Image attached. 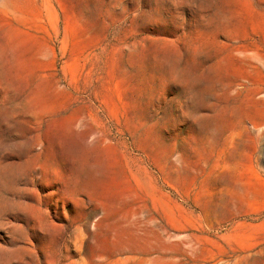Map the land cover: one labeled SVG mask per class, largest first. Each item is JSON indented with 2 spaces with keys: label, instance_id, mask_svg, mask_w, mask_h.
<instances>
[{
  "label": "rangeland",
  "instance_id": "1",
  "mask_svg": "<svg viewBox=\"0 0 264 264\" xmlns=\"http://www.w3.org/2000/svg\"><path fill=\"white\" fill-rule=\"evenodd\" d=\"M0 264H264V0H0Z\"/></svg>",
  "mask_w": 264,
  "mask_h": 264
},
{
  "label": "bare ground",
  "instance_id": "2",
  "mask_svg": "<svg viewBox=\"0 0 264 264\" xmlns=\"http://www.w3.org/2000/svg\"><path fill=\"white\" fill-rule=\"evenodd\" d=\"M230 10H231V9H230ZM39 129H40V128H39ZM36 131H37V128H36ZM37 132H38V131H37ZM47 133H48V132H47ZM47 133H46V135H47ZM53 133L55 134V132H53ZM53 133H51V136H50V137H52V134H53ZM31 134H32V133H31ZM54 134H53V135H54ZM44 135H45V134H44ZM48 136H49V135H48ZM50 137H49V138H50ZM29 138H30V137H29ZM30 139H32V138H30ZM35 139H36V136H35ZM46 140H47V138H46ZM53 140H54V139H53ZM48 141H49V140H48ZM48 141H47V142H48ZM51 141H52V139H51ZM42 142H43V141H42ZM45 142H46V141H45ZM39 143H40V142L38 141V139H36V140L34 141V144H35V145H38ZM43 143H44V142H43ZM52 143H53V142H52ZM32 144H33V143H32ZM29 145H30V144H29ZM42 145H43V144H42ZM48 145H49V144H48ZM51 145H52V144H51ZM27 146H28V145H27ZM45 146H46V145H45ZM41 147H42V146H41ZM49 147H50V146H49ZM28 148H30V147H28ZM37 148H38V147H37ZM37 148H36V149H37ZM52 148H53V147H52ZM39 149H40V148H39ZM39 149H38V150H39ZM42 149H43V148H42ZM31 150H32V149H31ZM34 150H35V149H34ZM49 150H50V149H49ZM41 151H42V150H41ZM52 151H53V150H52ZM55 151H56V150H55ZM55 151H53V152L55 153ZM28 152H29V151H28ZM31 152H33V150H32ZM49 152H50V151H49ZM29 153H30V152H29ZM45 153H47V152H45ZM37 154H38V153H37ZM37 154H36V155H37ZM29 155H30V154H29ZM32 155H33L34 157L36 156V155H34V154H32ZM45 155H46V154H45ZM48 155H49V154H48ZM48 155H46V158H47ZM30 156H31V155H30ZM33 156H32V158H33ZM39 156H40V155H39ZM54 156H56V155H54ZM28 157H29V156H28ZM37 157H38V156H37ZM30 158H31V157H30ZM32 158H31V160H32ZM48 158H50V157H48ZM48 158H47L46 160H48ZM52 158H53V157H52ZM52 158H51V159H52ZM34 159H35V158H34ZM34 159H33V160H34ZM36 159H37V158H36ZM36 159H35V160H36ZM35 160H34V161H35ZM37 160H38V159H37ZM48 162H49V161H48ZM44 163H46V162H44ZM50 163H51V162H50ZM53 163H54V162H53ZM37 164H38V163H37ZM37 168H38V167H37ZM41 168H42L43 170H45L46 167H45V168L41 167ZM42 169H41V170H42ZM5 171H6V170H5ZM45 171H46V170H45ZM53 171H55V170H53ZM36 172H37V171H36ZM3 173H4V172H3ZM43 173H45V172L43 171ZM52 173H53V172H52ZM52 173H51V174H52ZM51 174H50V175H51ZM54 174H56V172H54ZM5 175H7V174H5ZM52 176H53V175H52ZM55 176H56V175H55ZM5 178H6V177H5ZM52 179H53V177H52ZM52 182H53V181H52ZM54 183H55V182H54ZM60 187H61V186H60ZM53 190H54V189H53ZM50 192H51V191H50ZM54 193H55V192H54ZM50 194H51V193H50ZM30 195H32V194H30ZM33 197H34V196H32V199H33ZM37 198H38V197H37ZM32 199H31V201H32ZM36 201H37V199H36ZM22 202H24V201H22ZM26 202H27V201H26ZM20 203H21V202H20ZM39 203H40V202H39ZM39 203H38V204H39ZM51 203H53V202H51ZM23 204H24V203H23ZM36 204H37V203H36ZM49 205H50V203H49ZM36 207L38 208V206H36ZM46 207H47V206H46ZM48 207H49V206H48ZM39 208H40V207H39ZM40 211H41V210H40ZM45 212H46V211H45ZM45 212H44V213H45ZM23 213H24V212H23ZM48 213H49V212H48ZM55 213H56V212H55ZM33 215H34V214H33ZM44 215H45V214H44ZM53 215H54V214H53ZM37 216L40 217L41 215H37ZM37 216L35 217L36 219H38ZM45 217H46V216H45ZM45 217H44V218H45ZM41 218H42V217H41ZM44 218H43V219H44ZM59 219H60V218H59ZM33 220H35V219H33ZM45 220H46V219H45ZM38 221H41V219L39 218ZM31 222H32V221H31ZM48 222H49V221H47V223H48ZM53 222H54V221H53ZM29 223H30V222H29ZM41 223H42V222H41ZM44 223H45V222H44ZM55 223H56V222H55ZM21 224H22V223H21ZM31 224H32V223H31ZM33 224H34V223H33ZM35 224H36V223H35ZM35 224H34V225H35ZM45 224H46V223H45ZM41 225H42V224H41ZM59 225H60V224H59ZM46 226H47V225H46ZM21 227H22V226H21ZM34 227H35V226H34ZM36 227H37V225H36ZM36 227H35V228H36ZM43 228H44V227H43ZM46 228H47V227H45V230H47ZM41 230H42V229H41ZM48 231H49V230H48ZM52 231H53V230H52ZM52 231H50V232L52 233ZM33 232H34V231H33ZM55 232H56V231H55ZM38 233H39V232H38ZM46 233H47V232H46ZM29 234H30V233H29ZM52 234H53V233H52ZM44 235H45V233H43L42 236H44ZM55 235H56V234H55ZM28 238H29V236H28ZM27 240H28V239H27ZM30 240H31V239H30ZM29 242H30V241L28 240L27 245L29 244ZM44 242H45V241H44ZM52 242H53V241H52ZM33 243H34V242H33ZM25 244H26V243H25ZM7 246H8V244H7ZM29 246H30V245H29ZM31 246H32V244H31ZM46 249H47V247H46ZM24 250H25V249H24ZM3 251H4V250H3ZM26 251H27V250H26ZM28 252H29V251H28ZM45 252H46V251H45ZM53 252H54V251H53ZM37 254H38V253H37ZM48 257H49V256H48ZM69 259H70V258H69ZM67 260H68V259H67ZM64 261H66V260H64Z\"/></svg>",
  "mask_w": 264,
  "mask_h": 264
}]
</instances>
